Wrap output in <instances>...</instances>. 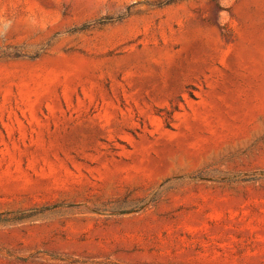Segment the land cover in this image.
<instances>
[{
    "label": "rangeland",
    "instance_id": "rangeland-1",
    "mask_svg": "<svg viewBox=\"0 0 264 264\" xmlns=\"http://www.w3.org/2000/svg\"><path fill=\"white\" fill-rule=\"evenodd\" d=\"M0 264H264V0H0Z\"/></svg>",
    "mask_w": 264,
    "mask_h": 264
},
{
    "label": "trees",
    "instance_id": "trees-1",
    "mask_svg": "<svg viewBox=\"0 0 264 264\" xmlns=\"http://www.w3.org/2000/svg\"><path fill=\"white\" fill-rule=\"evenodd\" d=\"M171 1H175V0H171ZM167 3H170V2H167ZM110 19H112V18H108V20H104L102 23H107V21H110ZM88 28V25H84V26H82V27H80V28H77L78 30H85V29H87Z\"/></svg>",
    "mask_w": 264,
    "mask_h": 264
}]
</instances>
